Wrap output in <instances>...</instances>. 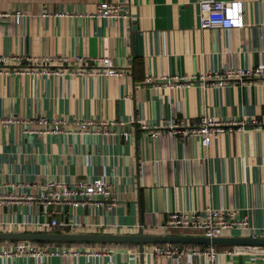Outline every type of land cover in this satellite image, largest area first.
<instances>
[{"label":"crops","instance_id":"crops-1","mask_svg":"<svg viewBox=\"0 0 264 264\" xmlns=\"http://www.w3.org/2000/svg\"><path fill=\"white\" fill-rule=\"evenodd\" d=\"M99 1L0 0V52H106L116 66H125L118 76L0 73L2 116L62 115L116 122L114 134L108 136L40 134L23 132V123L0 124V192L38 196L48 180L70 183L101 177L113 185L120 200L111 212L55 205L48 210L34 202L3 200L0 220L29 223L18 228L7 223L0 231L65 232L68 228L59 225L43 229L39 222L48 221L49 215L64 220L71 211L83 222L119 225L118 230L83 226L73 232L202 235L167 229L163 223L169 210L209 205L234 209L236 218L248 219L249 227H234L224 236H263L264 84L227 81L203 86L199 75L264 63V0H241L243 26L224 29L197 27L201 0H106L124 4L131 15L127 19L90 16ZM16 10L26 14L18 23ZM45 10L72 13L40 15ZM28 66L22 62L14 67ZM149 75L153 83L145 82ZM162 76L171 78L172 85L161 81ZM202 114L254 119L255 124L240 129L234 125L203 147L189 135L152 138L140 123L157 126L170 119L181 128L193 125ZM3 181L15 185L1 186ZM4 241L0 239V245ZM153 244L143 243L148 248ZM192 244L200 243L184 245ZM70 245L109 246L111 251L101 257H0V264H264V245L216 244L214 260L203 254L169 259L141 252L142 246L134 242Z\"/></svg>","mask_w":264,"mask_h":264},{"label":"built area","instance_id":"built-area-1","mask_svg":"<svg viewBox=\"0 0 264 264\" xmlns=\"http://www.w3.org/2000/svg\"><path fill=\"white\" fill-rule=\"evenodd\" d=\"M200 15L198 18L197 27L204 29L208 27L219 28H237L243 26V4L241 0H201ZM69 11H42L40 15H67ZM95 17L131 18L126 6L118 2H108L106 0L99 1L93 12L89 14ZM14 21L20 22L21 18L26 16L25 13L19 10L13 13ZM25 62L28 67L15 68L16 63ZM90 64V65H89ZM72 66V68H68ZM67 67V69H64ZM124 67L116 66L112 57L104 52L94 56H84L75 54H44L40 56L22 53L0 52V73L3 74H35V75H69V76H118L124 71ZM203 86L211 84H224L227 81L238 84L244 83H260L264 84V63L256 66H232L220 69L218 71H209L207 74H200ZM159 79L164 80L166 85H172V79L162 76ZM158 79V80H159ZM146 83H153V78L149 75L145 78ZM12 123H23V132L35 133H87L112 135L114 134L113 126L116 124L114 119H84L80 117L67 118L62 115H52L50 117L40 115L31 118H19L14 115H0V124L9 125ZM141 127L146 130L147 134L152 138H158L162 135H169L177 140V135H189L197 137L201 146H207L210 141L220 132L230 129L232 126L244 128L246 124H255V120L241 119H224L216 118L202 114L199 119L191 126L177 127V124L172 120H165L157 126H148L144 121L140 122ZM255 128L257 126H254ZM127 134L126 131H123ZM15 184L3 181L1 186L13 187ZM18 185V183L16 184ZM3 200L15 202H27L39 204L41 208L46 209L47 206L59 205L60 208L68 206L69 210L90 209L99 210L102 212H111L118 204L120 198L113 188V185L101 177L90 179H76L73 182L67 183L60 180H48L43 184V190L38 196L31 194H14L12 192L1 193L0 202ZM11 223L17 228L21 225L26 226L29 222L11 220H0V225ZM41 227H53L59 225L68 228L65 232H73L75 229L83 226L96 227H114L118 230L117 223L104 224L102 222L80 221L78 217L69 211L64 220L59 221L55 217H51L49 221L39 222ZM163 226L167 229L181 231H199L207 237L224 236L232 228L249 227L248 219L244 216L236 218V212L231 208L213 207L206 205L199 210L173 209L166 212ZM264 232V229H263ZM118 233V232H116ZM256 236V235H250ZM109 246H92L86 245L76 247L66 244H40L35 240L5 239L0 245L1 258H21L31 257L41 259L49 256H76L79 254L101 257L103 254L110 253ZM141 252L149 254H157L169 259L180 260L189 257L192 254L206 255L210 260H214L219 253L216 244L208 243L205 246L200 244L184 245L178 243H154L151 248L147 245H142Z\"/></svg>","mask_w":264,"mask_h":264},{"label":"water","instance_id":"water-1","mask_svg":"<svg viewBox=\"0 0 264 264\" xmlns=\"http://www.w3.org/2000/svg\"><path fill=\"white\" fill-rule=\"evenodd\" d=\"M41 207V206H40ZM57 209L59 205H55ZM48 210L52 208L47 206ZM67 210L68 206H64ZM51 215L47 217L49 221ZM58 221L60 217L56 218ZM0 239L18 240H46V241H91V242H134L140 246L143 243H200V244H240V245H264L263 236H214L190 234H144L138 233H103V232H35V231H0Z\"/></svg>","mask_w":264,"mask_h":264},{"label":"trees","instance_id":"trees-1","mask_svg":"<svg viewBox=\"0 0 264 264\" xmlns=\"http://www.w3.org/2000/svg\"><path fill=\"white\" fill-rule=\"evenodd\" d=\"M35 242H38L40 244H61V243H65L67 245L73 244V243H95V242H91V241H84V242H80V241H46V240H35ZM98 243H124V244H132V242H98ZM201 246H205L206 244H200ZM217 246V245H216Z\"/></svg>","mask_w":264,"mask_h":264},{"label":"rangeland","instance_id":"rangeland-1","mask_svg":"<svg viewBox=\"0 0 264 264\" xmlns=\"http://www.w3.org/2000/svg\"><path fill=\"white\" fill-rule=\"evenodd\" d=\"M176 231H181V229H179V230L177 229Z\"/></svg>","mask_w":264,"mask_h":264}]
</instances>
